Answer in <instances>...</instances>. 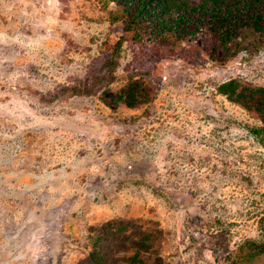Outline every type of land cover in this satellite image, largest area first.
<instances>
[{
  "label": "rangeland",
  "instance_id": "1",
  "mask_svg": "<svg viewBox=\"0 0 264 264\" xmlns=\"http://www.w3.org/2000/svg\"><path fill=\"white\" fill-rule=\"evenodd\" d=\"M185 1L0 0V264H264L261 116L218 90L264 87V46L230 57Z\"/></svg>",
  "mask_w": 264,
  "mask_h": 264
},
{
  "label": "trees",
  "instance_id": "2",
  "mask_svg": "<svg viewBox=\"0 0 264 264\" xmlns=\"http://www.w3.org/2000/svg\"><path fill=\"white\" fill-rule=\"evenodd\" d=\"M137 3L136 15L134 19H139L145 16L151 17L150 11L152 8H159V11H153L159 16H167V13L172 8L182 9L187 7L188 3L185 0H125L126 7L129 4ZM225 0H202L197 6L190 9L194 13H202L206 10L214 12L210 26L216 32L220 46L226 50L230 57L236 56L241 51H256L264 46V7L259 12L249 14L247 18L231 17V13H220L221 7ZM131 2V3H128ZM153 10V9H152ZM159 19V18H158ZM180 23H185L186 18L182 15L179 17ZM168 23L163 20L159 23V27H165ZM122 41L117 44V49L121 46ZM142 86L135 82H130L126 88L118 94V101L127 104L130 107L138 103L144 102L148 94L141 88ZM219 93L228 96L231 100L239 105L252 109L261 116L262 126L253 129V134L256 137L264 136V87H256L250 84H243L237 81H229L218 88ZM74 91V90H73ZM74 93L81 94L82 91L76 90ZM243 261H248L251 257L264 254V241L256 243L247 241L246 248L241 249ZM99 245H94V250L89 254V264H99L102 262L100 256ZM136 257V256H135ZM134 257V258H135Z\"/></svg>",
  "mask_w": 264,
  "mask_h": 264
}]
</instances>
